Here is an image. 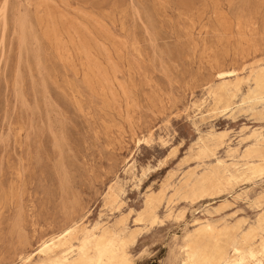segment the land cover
<instances>
[{"label":"rangeland","instance_id":"rangeland-1","mask_svg":"<svg viewBox=\"0 0 264 264\" xmlns=\"http://www.w3.org/2000/svg\"><path fill=\"white\" fill-rule=\"evenodd\" d=\"M261 159L264 0H0V264H264Z\"/></svg>","mask_w":264,"mask_h":264},{"label":"bare ground","instance_id":"bare-ground-1","mask_svg":"<svg viewBox=\"0 0 264 264\" xmlns=\"http://www.w3.org/2000/svg\"><path fill=\"white\" fill-rule=\"evenodd\" d=\"M4 3H5V1H4ZM7 6H8V3H7ZM220 101H221V99L217 100V102H220ZM216 109H217V107L215 108V110ZM201 149L202 150H206L207 146L204 144ZM249 149H250L251 152H261L262 149H263V146L261 144H259V142H258V143L252 144ZM232 151L233 150H230L229 152H232ZM263 173H264V160L261 159L259 161L252 162L249 165V177L255 178L257 176H262ZM233 179L234 180H238V178H236V177H234ZM138 221L142 222L143 218H140ZM262 229L264 230V227ZM63 240H64V238L59 236L57 238L52 237L49 240L44 241L43 247L41 249V252H46V251L53 250L55 247H58L60 244H62Z\"/></svg>","mask_w":264,"mask_h":264}]
</instances>
